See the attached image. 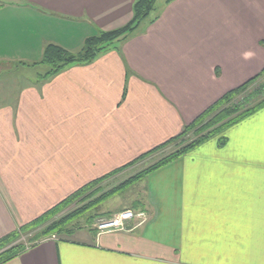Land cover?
Masks as SVG:
<instances>
[{"label":"crops","instance_id":"obj_1","mask_svg":"<svg viewBox=\"0 0 264 264\" xmlns=\"http://www.w3.org/2000/svg\"><path fill=\"white\" fill-rule=\"evenodd\" d=\"M135 1L0 0V73L38 66L49 43L81 50L127 24ZM160 1L91 62L0 80V239L137 164L264 70V0ZM225 136L142 180L133 205L146 219L75 229L4 264H264V107Z\"/></svg>","mask_w":264,"mask_h":264},{"label":"trees","instance_id":"obj_2","mask_svg":"<svg viewBox=\"0 0 264 264\" xmlns=\"http://www.w3.org/2000/svg\"><path fill=\"white\" fill-rule=\"evenodd\" d=\"M156 2L157 0H136L133 5V17L127 24L113 30L97 31L94 35L85 39L82 49L77 54L71 53L58 44H47L44 48L41 61H39L40 64H45L49 67L44 77L55 75L75 63L91 62L103 51L116 47V41L119 42L128 38L141 24H143V22L151 17ZM263 107L264 70L244 84L227 91L193 122L187 125L181 134L171 138L166 143L139 158L137 162L146 159L166 146L182 141L178 143L179 146L174 152L161 157L158 161L139 172L129 182L143 180L153 171L189 153L212 138L218 140L219 146H224L226 143V130L253 115ZM191 132L194 137L191 139L186 138ZM112 175L114 174L107 176V178ZM101 181L102 180H96L83 186L43 215L0 239V264L14 259L27 250L26 245L21 242L10 246L21 237L22 233L27 234L40 228V232L38 230L37 233H35L36 235L33 234L32 237L29 238V240L33 241L35 244L39 239L45 236L66 233L68 225L80 216L83 209H89L93 202L90 203L89 206L86 204L83 208H80V210H74L63 217H59L58 215L67 205L73 203L76 199L85 196L81 199L86 200L85 198L92 197L95 192L89 193L87 196L86 193ZM120 189H113L111 192L106 191V193L97 196L95 199L99 197L100 201L109 199L116 195Z\"/></svg>","mask_w":264,"mask_h":264},{"label":"rangeland","instance_id":"obj_3","mask_svg":"<svg viewBox=\"0 0 264 264\" xmlns=\"http://www.w3.org/2000/svg\"><path fill=\"white\" fill-rule=\"evenodd\" d=\"M162 1L163 0H161L160 2H162ZM118 43L119 42L116 41L115 45L118 46ZM68 51H70L71 53L77 54L78 52H80V48L68 49ZM13 65H14V68L6 69L0 73V80L3 78H10V79L20 78V77H22V75L24 73L29 74L33 77H36L39 73L41 75H44L49 70L48 65H41V64H39L36 67H32L31 69L24 68L23 66H21L19 64H16V65L13 64ZM184 129H183V131H184ZM193 137H194V135L191 132L189 135H187L186 138L191 139ZM212 139H215V138H212ZM180 142H182V141H180ZM180 142H176V144L166 146L163 149H161L160 151L153 153L152 155H150L146 159L138 162L137 164H135L129 168H126V169L106 178L105 180H102L98 185L93 187L91 190H88V192L86 193V196H87L89 193L95 192V194H93L92 197L85 198L86 200H82L85 196L83 198L81 197L82 199L81 198L76 199L73 203L67 205L62 210V212L58 215L59 217L60 216L63 217L64 215H67V214L73 212L74 210H76V211L80 210V208H83V206L86 204H88V206H89V204L93 202L90 205V208L89 209L87 208L88 210L83 209L81 211L82 213L80 214V216L78 218H76L70 225H68L66 233H62L60 235L59 234H51L49 236H45V237L39 239L37 241V243L42 242V241L47 240V239H56V238H59L61 236H66V235H68L67 234L68 232H71L72 230L79 229L82 227L94 228L95 220L98 217L110 216L114 213H117L121 210L128 209V208L129 209L135 208V210H137L136 209L137 206H135L133 204L136 202V200L139 197V194L142 192L141 191L142 187L140 185L142 180L141 181H133V182H129V181L134 176H136L139 172H141L143 169H145L146 167H148V166L152 165L153 163H155L156 161H158L161 157L174 152L178 148V146H179L178 143H180ZM113 189H115V190L120 189V190H118V193L116 195L110 197L109 199H106V200L103 199L102 201H100V197L97 198L98 200L95 199L97 196H100L101 194L106 193V191L111 192ZM38 230L40 232V228H37L36 230L29 232L27 234L22 233L21 237L15 243L11 244L10 246L21 242V243L26 245L27 249H29L31 246H33L35 244L33 241H30L29 238L32 237L33 234L37 233Z\"/></svg>","mask_w":264,"mask_h":264},{"label":"built area","instance_id":"obj_4","mask_svg":"<svg viewBox=\"0 0 264 264\" xmlns=\"http://www.w3.org/2000/svg\"><path fill=\"white\" fill-rule=\"evenodd\" d=\"M147 213L144 210L124 209L110 216L98 217L95 220L94 228L99 233L125 230L129 222L146 219Z\"/></svg>","mask_w":264,"mask_h":264}]
</instances>
